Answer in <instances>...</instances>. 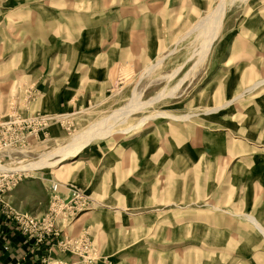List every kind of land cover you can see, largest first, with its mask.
<instances>
[{"label": "rangeland", "instance_id": "obj_1", "mask_svg": "<svg viewBox=\"0 0 264 264\" xmlns=\"http://www.w3.org/2000/svg\"><path fill=\"white\" fill-rule=\"evenodd\" d=\"M263 80L264 0H0L2 198L45 240L3 215L45 264H264Z\"/></svg>", "mask_w": 264, "mask_h": 264}, {"label": "crops", "instance_id": "obj_2", "mask_svg": "<svg viewBox=\"0 0 264 264\" xmlns=\"http://www.w3.org/2000/svg\"><path fill=\"white\" fill-rule=\"evenodd\" d=\"M33 187L34 184L31 182L22 184L16 191L17 199H23L25 190H29ZM47 189L48 188L44 189L42 199L46 198L48 194ZM6 198L7 196L5 194L4 201H6ZM7 203L6 201V204ZM8 205L10 206V204ZM36 205H38L37 209L39 210L41 208L40 206L45 204L44 201H38ZM16 207L13 209H21ZM259 225L261 228H264L260 223ZM252 227L255 228L253 225ZM52 250L53 248L49 249L48 245L37 246L32 244L15 229L10 221L6 220L5 216L0 211V264H45L46 261L49 262ZM48 253H50L49 256Z\"/></svg>", "mask_w": 264, "mask_h": 264}, {"label": "built area", "instance_id": "obj_3", "mask_svg": "<svg viewBox=\"0 0 264 264\" xmlns=\"http://www.w3.org/2000/svg\"><path fill=\"white\" fill-rule=\"evenodd\" d=\"M8 144L7 142L0 141V149H5ZM5 171L0 170V211L5 214L6 218L15 222L17 228L19 231L25 235L28 239L35 241L36 243H41L45 240V235L47 231L44 229H48L49 227V222H44V224L40 223L38 220H36L34 217L27 215V214H18L15 213L14 210L10 209L8 205L3 201L2 196L4 195L5 192H7L13 183L10 181L8 175L6 173H3ZM58 190V185L53 184L51 191L56 195V192ZM57 198L51 199L52 205L59 204L62 202ZM83 201V196L77 192L73 191L71 193V200L69 202H74V203H81ZM60 206V207H61ZM43 228H42V226Z\"/></svg>", "mask_w": 264, "mask_h": 264}, {"label": "bare ground", "instance_id": "obj_4", "mask_svg": "<svg viewBox=\"0 0 264 264\" xmlns=\"http://www.w3.org/2000/svg\"><path fill=\"white\" fill-rule=\"evenodd\" d=\"M221 1V0H220ZM215 15V14H214ZM216 15H217V17L216 18H218V13H216ZM207 18V17H206ZM215 18V20H217ZM207 20L208 21H211V20H214V16H210L209 18H207ZM219 20V19H218ZM204 21H205V19H204ZM204 22L202 21V23L201 24H203ZM215 25V24H214ZM205 26H206V28H209L210 26H211V22H208V24L206 23L205 24ZM212 27V26H211ZM213 27H215V26H213ZM214 29V31H215V28H213ZM217 29V28H216ZM209 30H211V28L210 29H208L207 31H209ZM211 33H212V31H210ZM209 32V33H210ZM214 33V32H213ZM210 36H211V34H209ZM214 35V34H213ZM204 42H206V41H204ZM203 45H204V43H203ZM205 47V46H204ZM264 83V80L263 81H259V82H257L256 81V83L254 84V86L255 87H257V86H259V85H261V84H263ZM251 88V87H250ZM247 91H250L249 89L248 90H246V92ZM163 96V95H162ZM236 97H233L230 101H227V102H225V103H223L221 106H217V107H214L212 110H211V112H216V111H218L219 109H222L223 107H225V106H227V105H229V104H231L232 103V101H233V99H235ZM134 103V102H133ZM136 105V104H135ZM130 110V109H129ZM123 111V110H122ZM165 116V115H164ZM149 118V117H148ZM170 119H172V118H170ZM187 119V118H186ZM141 122H144V120H142ZM92 136H94V135H92ZM92 136H91V139H92ZM90 137V136H89ZM98 137H101V136H98ZM90 139V138H89ZM88 139V140H89ZM86 144V143H85ZM82 147V145H74V146H71V147H69L68 149H66L64 152H63V158H66L67 156H69V155H72V154H75V153H77L79 150H80V148ZM1 171H6V170H1ZM7 172H13V171H7Z\"/></svg>", "mask_w": 264, "mask_h": 264}]
</instances>
